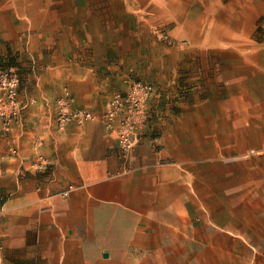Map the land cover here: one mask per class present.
Here are the masks:
<instances>
[{"label": "crops", "instance_id": "1", "mask_svg": "<svg viewBox=\"0 0 264 264\" xmlns=\"http://www.w3.org/2000/svg\"><path fill=\"white\" fill-rule=\"evenodd\" d=\"M247 2L254 0H132L136 8L124 3L120 15L118 0H0V22L34 29L16 43L18 54L30 56L22 109L0 131V264H164L174 257L176 239L204 225L190 165L211 154L205 135L212 127H176V111L156 95L124 155L98 121L58 130L56 99L67 93L73 107L102 112L112 92L126 89L125 74L142 66L104 55L141 48L145 26L172 23L176 40L188 43L183 48L230 51V40H247L229 34L230 16L241 12L253 22L258 14H244ZM237 47L231 52L252 50ZM242 61L260 65L258 58Z\"/></svg>", "mask_w": 264, "mask_h": 264}, {"label": "rangeland", "instance_id": "2", "mask_svg": "<svg viewBox=\"0 0 264 264\" xmlns=\"http://www.w3.org/2000/svg\"><path fill=\"white\" fill-rule=\"evenodd\" d=\"M258 1L260 7L255 0L242 7L246 16L257 11L253 22L241 12L233 19L230 16L233 32L229 34L247 37L242 44L230 40V51H222L219 44L205 50L183 48L188 43L176 40L172 23H154L142 28L149 34L138 38L141 48L135 52L104 55L106 61L142 64L140 70L125 74L126 89L112 92L105 109L96 113V121L112 134L117 145V135L106 128L102 115L113 95L126 94L133 82L152 87L144 107L145 119L136 128V136L146 125L148 104L156 95L169 110L176 111V127H212V132L205 135L211 141V154L190 165L191 185L204 225L199 223L195 231L180 235L172 257L176 262L171 258L164 264H264V0ZM124 3L129 9L136 8L131 7L132 0H118L120 15L126 8ZM235 8L240 10L239 5ZM136 16L139 19L141 14ZM124 20L129 22L128 18ZM142 25L145 23L139 28ZM19 33L22 39L34 33L33 24L0 22V65L13 68L21 84L30 73V56L18 54ZM237 46L252 50L244 54L231 52ZM247 57L258 58L260 65L246 64L242 60ZM236 69L243 71L241 78L231 76Z\"/></svg>", "mask_w": 264, "mask_h": 264}, {"label": "built area", "instance_id": "3", "mask_svg": "<svg viewBox=\"0 0 264 264\" xmlns=\"http://www.w3.org/2000/svg\"><path fill=\"white\" fill-rule=\"evenodd\" d=\"M20 75L11 67L0 66V131L10 130L19 116L22 106L18 100ZM152 87L146 83L133 82L126 94H114L109 108L102 115L105 126L117 135L118 146L124 155L136 144V128L145 119V103ZM91 110L72 106V97L64 94L56 100V127L64 129L67 124L81 126L98 119Z\"/></svg>", "mask_w": 264, "mask_h": 264}]
</instances>
